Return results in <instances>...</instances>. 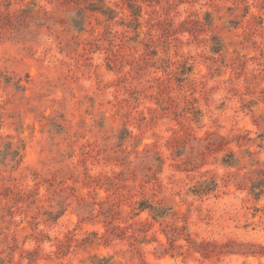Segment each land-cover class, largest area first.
I'll use <instances>...</instances> for the list:
<instances>
[{"label":"rangeland","instance_id":"1","mask_svg":"<svg viewBox=\"0 0 264 264\" xmlns=\"http://www.w3.org/2000/svg\"><path fill=\"white\" fill-rule=\"evenodd\" d=\"M262 179L264 0H0V264H264Z\"/></svg>","mask_w":264,"mask_h":264},{"label":"trees","instance_id":"2","mask_svg":"<svg viewBox=\"0 0 264 264\" xmlns=\"http://www.w3.org/2000/svg\"><path fill=\"white\" fill-rule=\"evenodd\" d=\"M129 8L132 10L131 17L132 21L126 24V27L129 29V31L133 30L137 35L139 34V27L141 26V23L139 21V18L141 17V7L135 4L129 3ZM104 8V9H103ZM103 8L100 9L103 15L106 17L108 21H113L118 16V12H116L114 9L103 5ZM81 15V19L85 21V17L83 13H78ZM81 31L84 30V25L80 29ZM19 155V151L14 152V157H17ZM251 155V154H250ZM229 161H225V164L228 166H237L240 164V160L236 158L235 155L229 156ZM218 188V185L215 181H205L197 186L194 187V189L191 191V193L198 197H205L207 195H211L214 193ZM252 194L255 196V198H260L264 195V179L257 181L253 183L251 188ZM136 211V213H135ZM133 212L136 216L140 215L143 212H149L150 215L155 220L165 219L170 214V208H165L161 205L154 204L148 200L139 201L136 203V206L133 207ZM94 259L96 260L94 264H112L111 259H99L98 256H95Z\"/></svg>","mask_w":264,"mask_h":264}]
</instances>
